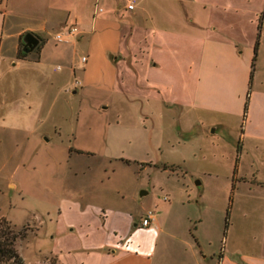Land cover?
Segmentation results:
<instances>
[{"label":"crops","instance_id":"1","mask_svg":"<svg viewBox=\"0 0 264 264\" xmlns=\"http://www.w3.org/2000/svg\"><path fill=\"white\" fill-rule=\"evenodd\" d=\"M127 3L0 0V76L12 75L9 83L0 80V131L32 133L46 119L53 81L48 67L56 59L67 61L68 49L85 38L87 55L79 63L84 78L97 72V97L107 103L99 109L115 104L114 98L134 107L149 124L144 148L157 155L182 152L192 142L193 122L205 135L203 123L213 126L210 132L224 129L234 152L230 192L226 182L221 194L229 193L230 204L237 187L264 194V0H132L131 9ZM70 24L75 34L67 33ZM26 32L38 42L16 58ZM56 33L62 41L53 40ZM96 38L102 41L99 52L91 45ZM191 149L193 155L200 152L197 144ZM143 162L162 168L183 163ZM6 186L24 193L16 182L7 180ZM258 207L260 227L248 243L222 236L217 253H202L193 233L201 223L195 211L177 213L171 226L153 215L150 225L133 227L132 214L118 210L95 226L99 236H85L66 253H74L78 264H264V205ZM241 214L247 218L252 212ZM122 222L125 233L118 231Z\"/></svg>","mask_w":264,"mask_h":264},{"label":"rangeland","instance_id":"2","mask_svg":"<svg viewBox=\"0 0 264 264\" xmlns=\"http://www.w3.org/2000/svg\"><path fill=\"white\" fill-rule=\"evenodd\" d=\"M91 45L99 52L102 41L91 39ZM85 46V38L80 39L68 49L67 61L56 59L48 67L53 81L46 92V119L32 133L0 131V219L23 233L14 242L23 263L78 264V257L66 249L81 246L85 236L95 238L99 233L95 226L117 210L132 214L133 227L147 210H153L161 225L170 226L177 213L195 211L201 223L193 233L203 254L217 253L222 236L248 243L260 227L258 205H264V194L243 186L233 190L223 229L230 200L221 188L228 182L230 192L234 152L227 131L218 127L210 132L213 126L203 123L205 135L197 129L199 122H193L197 126L192 129V142L182 152L157 155L144 148L149 124L134 107L127 108L114 98L115 104L106 110L98 108L107 103L97 97L96 70L82 76L79 57H86ZM70 65L72 73L67 69ZM11 79L10 74L0 76L1 82ZM196 144L200 152L193 155L191 148ZM154 159L183 163L163 169L143 162ZM7 180L22 185L24 193L8 188ZM200 190L202 201L196 211ZM243 211L252 214L243 218ZM122 223L118 231L125 233L128 226ZM106 236L113 240L110 232Z\"/></svg>","mask_w":264,"mask_h":264},{"label":"trees","instance_id":"3","mask_svg":"<svg viewBox=\"0 0 264 264\" xmlns=\"http://www.w3.org/2000/svg\"><path fill=\"white\" fill-rule=\"evenodd\" d=\"M22 47L23 45L20 44V46L17 48L15 53L16 58H22L25 56V51L22 49ZM245 110L246 100L243 106V114L245 113ZM234 171L235 169L233 168V173ZM229 205L230 202L226 209L223 229L227 227V210ZM22 236L23 233L20 230H14L13 226H11L9 222L3 218L0 219V264H24L14 246L15 240Z\"/></svg>","mask_w":264,"mask_h":264},{"label":"built area","instance_id":"4","mask_svg":"<svg viewBox=\"0 0 264 264\" xmlns=\"http://www.w3.org/2000/svg\"><path fill=\"white\" fill-rule=\"evenodd\" d=\"M131 2H132V0H128V3L125 5L126 9H131L132 8ZM66 30H67L68 34H75L77 32L76 27L74 25H72V24L68 25L66 27ZM53 38H54L55 42L62 41V37L60 36L59 33H56ZM80 60L82 62H84L85 61V56H81ZM163 199H166V196H163ZM153 215H154L153 210H147L143 214V216L139 219V221L137 223H135V225L138 226V227H146V226L150 225V223H151V221L153 219Z\"/></svg>","mask_w":264,"mask_h":264},{"label":"water","instance_id":"5","mask_svg":"<svg viewBox=\"0 0 264 264\" xmlns=\"http://www.w3.org/2000/svg\"><path fill=\"white\" fill-rule=\"evenodd\" d=\"M24 45L22 49L24 51L31 50L38 42L37 38L30 32H26L23 36Z\"/></svg>","mask_w":264,"mask_h":264}]
</instances>
